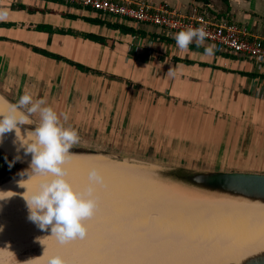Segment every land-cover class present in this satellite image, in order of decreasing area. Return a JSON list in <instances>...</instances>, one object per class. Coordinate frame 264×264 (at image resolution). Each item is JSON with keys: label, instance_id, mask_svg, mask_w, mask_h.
I'll list each match as a JSON object with an SVG mask.
<instances>
[{"label": "crops", "instance_id": "1", "mask_svg": "<svg viewBox=\"0 0 264 264\" xmlns=\"http://www.w3.org/2000/svg\"><path fill=\"white\" fill-rule=\"evenodd\" d=\"M144 1L206 7L264 33V0ZM0 10V92L16 104L25 93L43 99L94 148L264 173V63L217 48L208 57L205 40L182 52L177 33L59 0H0Z\"/></svg>", "mask_w": 264, "mask_h": 264}, {"label": "bare ground", "instance_id": "2", "mask_svg": "<svg viewBox=\"0 0 264 264\" xmlns=\"http://www.w3.org/2000/svg\"><path fill=\"white\" fill-rule=\"evenodd\" d=\"M9 108L0 99V113L7 114ZM17 136L26 140L31 135L17 129ZM15 140V131L7 133L0 149L13 159L19 155L17 162L30 165L31 156L23 149L17 152L19 142ZM62 167L68 181L81 190L89 184V171L95 168L100 173L101 168L68 157ZM110 170L124 180H136L145 190H132L114 178L94 185L96 208L84 221L85 237L63 244L50 229L41 231L27 219L23 198L51 174L14 176L1 182L0 191L16 195L0 201V264H15L17 250L30 247L37 248L38 256L22 264H46L56 254L67 264H224L264 248V204L213 195L198 199L185 189L162 185L179 189L169 193L145 177L117 167Z\"/></svg>", "mask_w": 264, "mask_h": 264}, {"label": "clouds", "instance_id": "3", "mask_svg": "<svg viewBox=\"0 0 264 264\" xmlns=\"http://www.w3.org/2000/svg\"><path fill=\"white\" fill-rule=\"evenodd\" d=\"M7 18V12L0 10V20ZM207 36L203 26L187 27L178 32L174 39L182 52H187L189 45L196 41L201 46ZM215 45L205 48L204 54L208 57L214 55ZM168 75L175 72L169 68ZM43 99L33 101L32 96L25 93L19 98L16 105L10 106L7 114L0 113V142L7 133L15 131L20 149L25 155L31 156L29 169L34 173L51 174L50 178L43 180L38 189L31 195L23 196L28 210L27 219L34 223L41 231L51 230V235L61 243H66L76 237L84 238L86 227L84 221L90 218L96 208L94 198V185L102 183L103 178L93 168L89 171V184L84 189L76 188L66 178L67 173L62 167L69 150L78 141L77 131L72 127H64L60 117L67 121L65 113L57 114L51 106H44ZM39 114L40 122L32 130L31 136L22 140L17 136L18 125L31 123L29 117ZM17 155L14 160H19ZM11 166V164H10ZM25 170L26 173L28 170ZM21 187L20 181L18 182ZM16 195L13 191H0V201H8ZM3 225H0V231ZM46 264H67L61 255L51 256Z\"/></svg>", "mask_w": 264, "mask_h": 264}, {"label": "water", "instance_id": "4", "mask_svg": "<svg viewBox=\"0 0 264 264\" xmlns=\"http://www.w3.org/2000/svg\"><path fill=\"white\" fill-rule=\"evenodd\" d=\"M0 99L8 106L16 105L15 102L1 92ZM29 119L31 123L18 125L17 129L31 135L32 130L39 123L31 117ZM67 157L87 161L90 165L106 170L117 167L121 171H128L130 175L145 177V179L151 180L158 185L178 187L204 195L224 196L231 199L264 204V173L206 169L186 165L169 166L167 169L156 170L139 168L127 165L125 161L119 160L120 156L117 153L100 148H89L79 144L73 145ZM159 180L176 185L162 184L157 182ZM224 264H264V248L243 255L237 261Z\"/></svg>", "mask_w": 264, "mask_h": 264}, {"label": "built area", "instance_id": "5", "mask_svg": "<svg viewBox=\"0 0 264 264\" xmlns=\"http://www.w3.org/2000/svg\"><path fill=\"white\" fill-rule=\"evenodd\" d=\"M59 1L105 15L150 24L159 28L168 37L189 26L193 28L203 26L207 32L205 41L214 44L215 48L264 63V33H251L224 17L211 15L206 7L179 13L165 4L151 5L144 0Z\"/></svg>", "mask_w": 264, "mask_h": 264}, {"label": "rangeland", "instance_id": "6", "mask_svg": "<svg viewBox=\"0 0 264 264\" xmlns=\"http://www.w3.org/2000/svg\"><path fill=\"white\" fill-rule=\"evenodd\" d=\"M76 144L83 145V146L89 147V148H94L93 146L88 145L86 143V141L84 142L83 140L77 141ZM97 148H100V149H103V150H106V151H109V152L117 153L120 156L119 160L125 161V163L127 165H132V166H136V167H139V168H149V169L156 170V169H167V167H169V166H177V165L181 166V165L184 164L182 162H177L176 159H174V158L170 159L168 156L153 155L149 151L141 152L140 148L135 149V150H130L128 152H126L124 149L122 150V149L113 148V147H110V146H108V147L107 146H103V147H97ZM84 162L87 163V164H90L87 161H84ZM17 163L19 164V166L16 169V172L14 173V175L12 177H14V176L30 177L32 175L39 174V173H34L31 169H29L30 165L25 164V163H20V162H17ZM27 169H29V170L26 173L25 170H27ZM99 174L102 175V177H103V175L105 176V177H103V180H105L107 178L108 179L114 178V179H112L113 181H115L116 183H120V184L123 183V184L127 185L129 188H131L132 190H136V191H144L145 190V188L143 186H141V185L138 186V183H137L136 180H133V179H131L129 177L126 180H124L122 178V176L120 177L117 173H115L114 171H112L110 169L106 170L104 168H100V173ZM110 174L112 175V177H109V176H111ZM118 179H121V181H118ZM5 180H7V179H5ZM154 181H156V180H154ZM157 182L162 183V184H167V185H176V184L167 183V182L161 181V180H159ZM155 186H157V188L162 189V190L168 189L169 193L170 192L173 193V192H176V191L179 190V189H174V188H163L164 186H162V185H155ZM183 191L192 193L198 199H203L205 196H207V195H204V194H198V193L191 192V191H188V190H183ZM234 204L236 206H238V207H241L240 203H234ZM12 211H14V209H12ZM17 251H16L17 253L14 254V255H18L17 257L14 258L15 264H22L24 262H29V260L31 261L35 257L38 256V250L35 247H30L28 249V251H27L26 248L23 249V250L20 249V251L19 250H17Z\"/></svg>", "mask_w": 264, "mask_h": 264}, {"label": "trees", "instance_id": "7", "mask_svg": "<svg viewBox=\"0 0 264 264\" xmlns=\"http://www.w3.org/2000/svg\"><path fill=\"white\" fill-rule=\"evenodd\" d=\"M18 166L19 164L17 163L16 160L14 161L13 158L6 155V153L5 152L3 153L1 150L0 151V183L5 179L12 178Z\"/></svg>", "mask_w": 264, "mask_h": 264}]
</instances>
